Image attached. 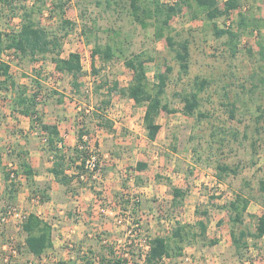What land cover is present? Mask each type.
I'll use <instances>...</instances> for the list:
<instances>
[{
    "label": "rangeland",
    "instance_id": "374dc122",
    "mask_svg": "<svg viewBox=\"0 0 264 264\" xmlns=\"http://www.w3.org/2000/svg\"><path fill=\"white\" fill-rule=\"evenodd\" d=\"M59 1L64 3L63 14L54 7ZM160 1L174 4L179 0ZM217 1L223 6L225 0ZM22 2L42 8V13L34 16L60 34V18L72 22L61 39V55L79 52L83 70L77 89L71 75L54 68L50 55L37 60L15 55L11 50L0 55L10 64L16 82L8 90L0 85L4 170L18 169L17 153L26 150L37 170L38 183H49L52 197L48 203L34 199L24 175L18 176L12 192L0 170V264H56L62 258L59 251L63 245L67 247L66 256L75 257L68 264H88L84 258H94L90 251L98 253L110 246L117 254L130 255L133 251L135 257H143L146 238L170 236L177 224L189 230V237L182 254L166 258L167 264H264V239L249 238L248 246L236 251L227 213L216 206L236 192L248 196L252 202L244 227L251 231L256 219L250 215L264 211V48H260L264 45V21L258 28L249 25L240 32L232 53L226 35L216 36L212 22L202 16L192 19L189 9L183 6L171 19L172 33L189 42V70L183 73L165 39H155L152 26L143 29L133 20L129 0ZM20 13V9L16 13L0 3V32L17 30ZM239 13L247 18H263L264 0H241L229 17L218 18L216 23L236 29ZM94 43L113 45L116 55L110 60L99 55L92 58ZM138 52L151 57L146 63L150 82L155 81V74L165 71L166 65L172 67L163 101L175 112H160L157 122L161 128L154 141L146 136L144 107L117 93H106L114 81L120 86L128 84L132 73L123 57ZM201 79L207 84L198 94V109L194 115H187L182 111L179 94L194 90L195 81ZM36 81L41 85L37 109L43 119L61 127L67 145L73 134L77 143L78 132H85L83 140L96 156L92 175L84 173L81 181L70 187L60 185L47 172L51 154L45 148L44 133L30 128L29 118L12 110L19 86H25L29 93L37 89ZM104 81L107 86L102 85ZM108 98L109 104L104 106ZM97 109L106 115L111 127L92 113ZM198 111L203 117L197 116ZM138 161L147 166L138 170ZM217 164L237 167V172L219 173ZM172 187L185 192L177 205L172 202ZM12 205L20 215L5 216L2 221ZM42 206L57 210L42 211ZM32 210L53 222L54 243L59 249L44 255L42 262L27 258L25 232L20 228L21 215ZM203 210L208 215H202ZM199 219L206 220V235L217 239V243L201 240ZM79 233H83L81 238Z\"/></svg>",
    "mask_w": 264,
    "mask_h": 264
},
{
    "label": "trees",
    "instance_id": "16d2710c",
    "mask_svg": "<svg viewBox=\"0 0 264 264\" xmlns=\"http://www.w3.org/2000/svg\"><path fill=\"white\" fill-rule=\"evenodd\" d=\"M23 0H0L5 6H8L13 12L20 9V26L17 30L8 32H0V55L6 50H11L15 55L29 57L31 60L43 58L50 55V59L54 64V68L58 72L68 73L72 76V85L79 89L81 86L78 81L82 74L83 66L79 52L73 51L64 57L61 55L62 37L68 34V27L72 22L63 17L60 18L63 33L52 28L49 25L41 23L40 17H35L37 12L42 13V8L35 5H28ZM241 0H225L223 6L218 5L217 0H179L174 4L164 3L160 0H129V13L133 20L137 22L143 29L150 26L153 27V37L157 40L164 38L167 46L174 52V57L178 62L179 69L183 73L189 70V42L187 39H177L172 33L171 19L174 15L182 11V7L189 9L190 17L196 19L200 16L207 21L212 22L213 31L216 36L226 35L228 44L232 53L236 51L237 38L240 32H243L249 25L252 28L262 26L263 18H247L244 14L239 13L237 20V28L219 27L216 20L221 17H229L232 10L240 6ZM109 4V3H108ZM64 3L59 1L54 7L63 14ZM51 16V15H50ZM260 48L263 50L264 45ZM123 54V50H119ZM99 55L104 60H110L116 55L113 45L106 43L104 46L94 43L91 50V56L94 58ZM151 57L143 52L131 53L123 57L124 65L131 71V79L126 86H120L117 81L108 86L106 93L111 96L117 93L122 97L130 98L138 106L144 107L143 123L146 130V136L149 140L154 141L160 131L161 125L157 122V117L161 111L166 113L175 112L169 107L167 102L163 101L165 88L167 85L168 73L172 70L169 65L165 66V71L154 75L155 81L150 82L146 63ZM92 68L94 64L92 62ZM94 71H96L94 69ZM0 81L1 88L8 90L15 87L16 82L10 71V64L0 59ZM37 89H33L28 93L25 86H19V91L12 100V110L19 114L25 115L30 119L31 128H39L45 136V148L50 155L51 166L48 171L52 174L54 180L60 185L70 187L72 183L80 182L84 173L89 170L85 162L89 157L86 141L83 140L85 132H78V141L73 147H67L64 144L63 137L60 134L56 123H47L44 121L42 114L37 109L38 97L41 85L36 81ZM108 82L104 81L102 85L107 86ZM207 81L205 79L195 81V89L192 91L180 93V101L183 103L182 111L187 115H194L199 106V92L204 89ZM104 106L109 104V98L103 101ZM103 109V108H102ZM92 113L102 122L110 123L106 120V115L102 110H93ZM199 118L203 117L202 113L197 112ZM105 124V123H104ZM105 126V125H104ZM81 146V147H79ZM26 151L17 153L18 169L4 170L0 146V170L3 179L8 188L13 192L15 189V181L19 175H24L27 183L31 187L32 194L38 202H45L50 199V184L44 182L42 185L34 178V170L26 159ZM147 166L145 162L138 161L136 168L142 170ZM96 168V164L93 167ZM216 168L219 173L231 172L236 174L237 167H230L225 164H217ZM13 173V177L11 174ZM90 173V172H89ZM92 175V172H91ZM221 176V175H220ZM221 178V177H220ZM41 184V185H40ZM261 189L264 190V181L261 182ZM172 202L174 205L179 204V198L184 197L185 192L179 187H172ZM250 203V198L243 193L236 192L233 196L225 201L217 208L224 210L228 216L229 234L231 242L240 251L241 248L248 246V239L264 238V211L260 215H250L255 217V229L251 231L244 227V217ZM202 215H208L207 210L202 211ZM199 228V237L203 241L210 244L217 243V239H208L207 222L205 219L197 221ZM20 228L25 232L24 246L34 256L40 257L42 254L53 250L52 240V224L40 217L35 212H29L21 221ZM189 237V230L183 225H176L170 236L156 235L146 239L148 249L143 257H135L134 252L130 255L117 254L110 246L101 252L93 253V259L88 260V264H167L166 258L181 255L183 246ZM130 248L131 243L126 241ZM104 248V247H103ZM131 250V249H130ZM79 258V255H78ZM92 260V261H91ZM74 262V261H73ZM56 264H65L63 261H57Z\"/></svg>",
    "mask_w": 264,
    "mask_h": 264
},
{
    "label": "crops",
    "instance_id": "0c3cea01",
    "mask_svg": "<svg viewBox=\"0 0 264 264\" xmlns=\"http://www.w3.org/2000/svg\"><path fill=\"white\" fill-rule=\"evenodd\" d=\"M19 114V113H18ZM22 115V114H21ZM23 116H25V115H23ZM25 117H27V116H25ZM28 118V117H27ZM29 121H30V119H29ZM45 121V120H44ZM46 122V121H45ZM25 127H28V126H25ZM29 127H30V123H29ZM31 128V127H30ZM58 128H59V131H60V134H61V136L64 138V135H63V132H62V130H61V127L58 125ZM33 129V128H32ZM43 133V132H42ZM69 137H71L70 135H69ZM64 140V144L67 146V147H73L75 144H76V138H75V135L73 134V138L72 139H70L71 141H70V143H69V145H67L68 143H66V141H65V139H63ZM1 142L2 141H0V146L2 147V145H1ZM71 145V146H70ZM24 151H26V150H24ZM26 159H27V161H28V163L31 165V167L33 168V170H34V173H35V175H34V178L36 179V181H37V170L35 169V166L33 165V163L31 162V161H29V159H28V157H29V153L26 151ZM31 154H32V152H30ZM49 166H51V165H49ZM48 166V167H49ZM49 169V168H48ZM48 169H47V172L52 176V174L48 171ZM52 178H53V176H52ZM53 180H54V178H53ZM73 184H75V182L74 183H72V185ZM51 194V193H50ZM49 194V195H50ZM51 196V195H50ZM51 198L52 197H50V199L48 200V201H45V202H42V203H48L49 201H51ZM251 200H250V203H249V205H248V208H249V206H250V204H251ZM41 203V202H40ZM55 206V205H54ZM39 207V206H38ZM37 207V208H38ZM263 208V207H262ZM42 211H49V212H52L54 209H52L51 207H45V206H42ZM40 209V210H41ZM57 210V209H56ZM56 210H54V211H56ZM30 212H35V211H30ZM40 212V211H39ZM39 212H35L36 214H38L40 217H42V218H44L45 220H47V221H49L51 224H52V227L54 226V224H53V222L49 219V218H47V217H45V216H43V215H40L39 214ZM60 212H62V210L60 211ZM257 212V211H256ZM262 213V212H261ZM261 213H258V215H260ZM254 214H256L255 213V211H254ZM67 224V223H66ZM67 226H68V224H67ZM78 227V226H77ZM80 227V226H79ZM54 228V227H53ZM64 228V227H63ZM83 234V233H82ZM82 234H80L79 233V235H80V238L82 237ZM261 239V238H260ZM264 239V238H263ZM52 240H53V250H51L52 252H54L55 253V250H57V252L59 251V249L58 248H56V245H55V243H54V232L52 231ZM61 249H62V251H59V254L62 256V258H60V259H58V261L60 260V261H63L65 264H68V263H73V261H75V257L73 258L71 255L70 256H66V251H65V249L67 248L66 247V245H63L62 247H60ZM50 251V252H51ZM50 252H48V253H50ZM48 253H45V254H42L40 257H37V256H34L32 253H30L29 251L27 252V258H29V259H38V260H40V262H42L43 261V256L44 255H47ZM77 259H79L78 258V256H77ZM0 263H1V259H0ZM27 264H38V263H36V262H31V261H29V263H27Z\"/></svg>",
    "mask_w": 264,
    "mask_h": 264
},
{
    "label": "built area",
    "instance_id": "2783aa9c",
    "mask_svg": "<svg viewBox=\"0 0 264 264\" xmlns=\"http://www.w3.org/2000/svg\"><path fill=\"white\" fill-rule=\"evenodd\" d=\"M43 140L45 141V136L43 137ZM79 147H81V146H79ZM87 150L89 152V157L86 159L85 165H86V167L89 168V170H87V172L91 173L93 170H95L93 167L96 164V156L92 151H90L89 147H87ZM11 176L13 177V173L11 174ZM34 199H36V198H34ZM17 215H20L18 209L13 205L8 206L7 210L5 211V215L1 217V220L2 221L5 220L6 219L5 216H17ZM26 215L27 214L21 215V221L25 218ZM146 239H145V248L147 251L148 245H147Z\"/></svg>",
    "mask_w": 264,
    "mask_h": 264
}]
</instances>
